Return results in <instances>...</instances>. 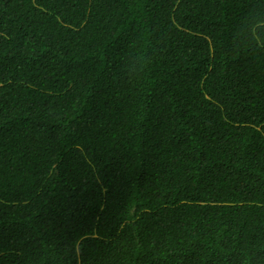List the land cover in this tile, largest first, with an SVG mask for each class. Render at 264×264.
Wrapping results in <instances>:
<instances>
[{
	"label": "trees",
	"instance_id": "1",
	"mask_svg": "<svg viewBox=\"0 0 264 264\" xmlns=\"http://www.w3.org/2000/svg\"><path fill=\"white\" fill-rule=\"evenodd\" d=\"M0 264H264V0H0Z\"/></svg>",
	"mask_w": 264,
	"mask_h": 264
}]
</instances>
